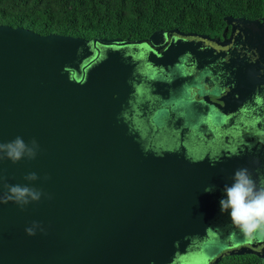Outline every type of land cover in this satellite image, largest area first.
I'll list each match as a JSON object with an SVG mask.
<instances>
[{
    "label": "water",
    "instance_id": "obj_1",
    "mask_svg": "<svg viewBox=\"0 0 264 264\" xmlns=\"http://www.w3.org/2000/svg\"><path fill=\"white\" fill-rule=\"evenodd\" d=\"M224 23L223 41L176 29L120 41L0 26V142L39 145L34 159L0 161V193L4 184L44 193L23 210L0 203V264L264 259V233L238 243L219 204L237 168L264 175V86L251 82L264 53L250 44L262 43L264 2L261 19ZM215 244L221 252L205 258Z\"/></svg>",
    "mask_w": 264,
    "mask_h": 264
},
{
    "label": "trees",
    "instance_id": "obj_2",
    "mask_svg": "<svg viewBox=\"0 0 264 264\" xmlns=\"http://www.w3.org/2000/svg\"><path fill=\"white\" fill-rule=\"evenodd\" d=\"M264 0H0V26L39 36L142 41L157 31L219 38L224 18L263 17ZM259 250V248L255 249ZM216 264H264L255 255L229 256Z\"/></svg>",
    "mask_w": 264,
    "mask_h": 264
},
{
    "label": "clouds",
    "instance_id": "obj_3",
    "mask_svg": "<svg viewBox=\"0 0 264 264\" xmlns=\"http://www.w3.org/2000/svg\"><path fill=\"white\" fill-rule=\"evenodd\" d=\"M264 143V139H261ZM39 150L38 143L33 139L30 143L17 136L14 140L0 142V161L8 159L13 163L27 157L34 159ZM159 155V153H157ZM240 153L233 150L231 156L238 157ZM192 163L198 161L192 160ZM219 158H210L209 164L215 167ZM258 171V170H257ZM28 181L38 179L36 173H29ZM231 183H226L223 188L224 196L220 199V212L227 214L233 228L243 236L246 242L254 241L261 233H264V175L254 178L253 173L247 167L237 168L230 177ZM6 192L0 193V203L14 202L23 208L31 202H39L44 195L41 190L29 186L4 184ZM205 192L215 191V186L204 188ZM40 226L33 223L25 229L27 235L34 236ZM43 231V229H40Z\"/></svg>",
    "mask_w": 264,
    "mask_h": 264
},
{
    "label": "flooded vegetation",
    "instance_id": "obj_4",
    "mask_svg": "<svg viewBox=\"0 0 264 264\" xmlns=\"http://www.w3.org/2000/svg\"><path fill=\"white\" fill-rule=\"evenodd\" d=\"M262 18V17H261ZM260 18V19H261ZM259 20V19H258ZM225 29V28H224ZM224 31V30H223ZM230 31H231V27H228V29H227V32L225 33V36H226V38H228V36H229V34H230ZM263 33H264V30H263ZM209 38H211V39H218V40H220V41H223V32H222V34H221V36L219 37V38H213V37H209ZM250 44H252L253 46H254V51L256 52V54L258 55V57L260 56V53H261V51H263V53H264V36H262V43L261 44H257V43H253V42H251ZM206 45H208V44H206ZM217 50H219V48H216ZM238 49V48H237ZM253 49H251L250 50V52H246V51H243L244 53H246L249 57H252L253 59H254V57H255V55L253 54ZM238 52H240V50L238 51ZM262 69L261 68H259L257 71H256V69H255V77H253L252 79H251V82L252 83H254V82H260V83H262V85L264 86V84H263V82H264V62L262 63ZM261 93H263L264 94V90L263 91H261ZM260 97H262V95H259V96H257L256 94H255V96H254V100L255 101H257L258 102V100H260ZM258 104V103H257ZM260 125H264V113H263V115H262V123H260ZM253 127V126H252ZM254 128V127H253ZM263 129V127H261L260 126V130H262ZM236 238H240V241L242 242L243 241V236L239 233V232H237V237ZM238 243H240V242H238ZM215 248H216V246H215ZM217 249H218V247H217ZM219 252H221V249H220V251ZM218 252V253H219Z\"/></svg>",
    "mask_w": 264,
    "mask_h": 264
},
{
    "label": "rangeland",
    "instance_id": "obj_5",
    "mask_svg": "<svg viewBox=\"0 0 264 264\" xmlns=\"http://www.w3.org/2000/svg\"><path fill=\"white\" fill-rule=\"evenodd\" d=\"M180 108H181V110H183V106H181ZM186 110H187L188 113L191 112L193 116L199 117V118L203 116V114L201 113V111L204 112V109H203L202 106H200V105L197 106L195 104L191 105L190 103H189V107L188 108L186 107ZM236 241L241 243L240 238H237ZM236 241H233V243H236ZM215 246H218L219 247V251H220V249H223L222 248L223 246L221 244H215ZM215 246H213L212 248H207V250H209V252H205L204 251L205 258H207V259L209 258L211 260H213L215 258L216 254L219 251L215 255H212V257H209L210 255H208V254H211L212 252L215 251ZM199 261L200 260H194V259H191L190 260V259H188L185 262V264H199L198 263Z\"/></svg>",
    "mask_w": 264,
    "mask_h": 264
}]
</instances>
